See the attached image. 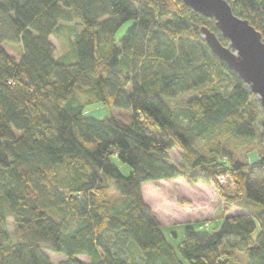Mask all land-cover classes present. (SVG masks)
<instances>
[{
	"label": "trees",
	"instance_id": "1",
	"mask_svg": "<svg viewBox=\"0 0 264 264\" xmlns=\"http://www.w3.org/2000/svg\"><path fill=\"white\" fill-rule=\"evenodd\" d=\"M226 2L264 43V0ZM60 24L82 30L57 57ZM202 27L227 45L181 0H0V264H52L44 251L66 264H264V115ZM192 90L179 110L165 103ZM94 103L131 122L86 116ZM230 137L256 141L259 160L243 162ZM174 179L211 184L223 201L215 229L189 223L176 247L142 197V185Z\"/></svg>",
	"mask_w": 264,
	"mask_h": 264
},
{
	"label": "rangeland",
	"instance_id": "2",
	"mask_svg": "<svg viewBox=\"0 0 264 264\" xmlns=\"http://www.w3.org/2000/svg\"><path fill=\"white\" fill-rule=\"evenodd\" d=\"M130 25V23L124 25L117 33V38L123 36ZM81 30V24H60L57 32L49 38L55 47V56L60 57L65 54L69 49V43L77 38ZM75 33L76 35H74ZM3 47L8 55L18 61L21 52L19 45L7 44ZM195 91L192 90L170 102L165 100V103L170 104L173 109L179 110L182 108L184 102L195 96ZM256 99L258 100L257 97ZM260 111L262 112L261 107ZM84 114L98 120L113 117L125 124L131 122V111L116 107L108 108L99 103L85 106ZM223 142L230 148H239V151H243L239 157L243 162L250 164L259 160L260 146L256 141H252L253 143L251 142L246 145L245 141L231 139L230 137ZM202 143H196L195 148L202 151ZM170 158L172 162H179L181 160V151L176 148L172 149ZM120 168L124 175L129 173V169L126 166ZM221 181L224 182L223 178H221ZM227 184L225 187L229 191L232 189V183L230 182L229 184L228 182ZM142 197L152 215L162 225V232L173 247H176L183 240L184 228L187 224L192 223L189 225L193 226L198 232L208 233L215 229L217 224L221 222L219 218L222 215L223 201L211 184L205 185L197 183L190 185L182 179L146 183L142 185ZM108 200L113 205L118 206L126 202L125 199L118 196L113 190H110ZM235 210L234 207H231V211L236 212L237 210ZM11 221L12 218H9L5 226L9 233L12 232ZM172 232L176 234V239H173ZM44 253L52 264H66V258L64 256L52 254L49 251H44ZM235 255L241 260L244 259L241 253H236ZM77 258L85 263L89 262L85 256H77Z\"/></svg>",
	"mask_w": 264,
	"mask_h": 264
},
{
	"label": "water",
	"instance_id": "3",
	"mask_svg": "<svg viewBox=\"0 0 264 264\" xmlns=\"http://www.w3.org/2000/svg\"><path fill=\"white\" fill-rule=\"evenodd\" d=\"M181 1L193 12L214 21L227 45L223 46L206 27L200 29L202 38L211 52L258 98L264 115V43L260 33L236 16L226 0Z\"/></svg>",
	"mask_w": 264,
	"mask_h": 264
},
{
	"label": "built area",
	"instance_id": "4",
	"mask_svg": "<svg viewBox=\"0 0 264 264\" xmlns=\"http://www.w3.org/2000/svg\"><path fill=\"white\" fill-rule=\"evenodd\" d=\"M221 178H223V177H221ZM221 178H219V181H220V182H222V181H221ZM223 180H224V178H223Z\"/></svg>",
	"mask_w": 264,
	"mask_h": 264
},
{
	"label": "crops",
	"instance_id": "5",
	"mask_svg": "<svg viewBox=\"0 0 264 264\" xmlns=\"http://www.w3.org/2000/svg\"><path fill=\"white\" fill-rule=\"evenodd\" d=\"M160 226H162V225H160Z\"/></svg>",
	"mask_w": 264,
	"mask_h": 264
}]
</instances>
